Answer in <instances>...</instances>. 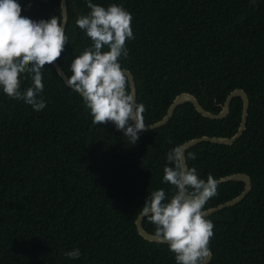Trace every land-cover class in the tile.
Wrapping results in <instances>:
<instances>
[{
  "label": "trees",
  "instance_id": "16d2710c",
  "mask_svg": "<svg viewBox=\"0 0 264 264\" xmlns=\"http://www.w3.org/2000/svg\"><path fill=\"white\" fill-rule=\"evenodd\" d=\"M18 2L22 16L62 20V0ZM92 3H115L132 14L135 38L126 41L128 57L120 63L135 78L146 124L161 121L182 93L214 114L233 91L248 94L242 138L232 146L201 143L187 151L196 155L187 162L202 179L240 173L252 179L243 202L207 217L214 224L210 264H264V0ZM89 11L87 0H68V45L58 59L67 75L72 59L91 44L75 23ZM43 83L40 111L0 90V264H176L167 244L139 234V210L155 190L173 194L163 182L166 153L203 136L233 137L243 100L235 98L220 120L182 105L166 126L140 133L131 145L113 124L92 123L80 94L53 65L45 66ZM30 84L24 80L22 90ZM244 189L240 181L218 185L205 210ZM143 226L154 234L147 217ZM76 248L78 259L64 255Z\"/></svg>",
  "mask_w": 264,
  "mask_h": 264
},
{
  "label": "clouds",
  "instance_id": "9594fccd",
  "mask_svg": "<svg viewBox=\"0 0 264 264\" xmlns=\"http://www.w3.org/2000/svg\"><path fill=\"white\" fill-rule=\"evenodd\" d=\"M87 7L90 11L75 23L91 44L72 59L66 85L80 94L93 124L111 123L135 145L147 130L146 108L136 103L128 70L120 63L121 57H128L126 41L135 38L132 14L115 3L104 7L87 0ZM21 13L18 0H0V90L40 111L46 106L43 70L61 57L68 37L60 16L37 21ZM29 78L30 86L22 90ZM186 152L182 143L166 153L163 182L172 186L173 194L168 196L163 188L153 191L139 214L154 226V239L167 244L176 264H208L214 224L207 219L205 205L218 194V182L211 174L200 178L187 162L196 155ZM64 255L78 259L81 252L76 248Z\"/></svg>",
  "mask_w": 264,
  "mask_h": 264
},
{
  "label": "water",
  "instance_id": "95a60500",
  "mask_svg": "<svg viewBox=\"0 0 264 264\" xmlns=\"http://www.w3.org/2000/svg\"><path fill=\"white\" fill-rule=\"evenodd\" d=\"M67 21H68V0H62V22H63V26L65 28V31H66ZM53 66L55 67V69L58 72V74L60 75V77L66 83L68 75L64 72V70L62 69V67L58 63V60L53 64ZM61 69H62V72H61ZM128 79L130 82V90L133 93L134 99L137 103V96H138L137 87H136V83H135V78L130 71H128ZM235 98H241L243 100V113H242V120H241L240 127H239L237 133L233 137L227 138V137L203 136L201 138L192 139V140L185 143L187 146V151H189L191 148H193V147H195L201 143H205V142L232 146L237 141H239L242 138V136L244 135V133L247 129L248 118H249V110H250L249 96L244 90H241V89H237V90L233 91L227 97V100L225 101V103L223 105L222 111L219 112L218 114H214V113H211V112L205 110L202 107V105L200 104L199 100L194 95H192L190 93H182L175 98L174 102L169 107V110H168L166 116L161 121H159L157 123L147 124L146 125V129H147L146 131H153V130L160 129V128L166 126L170 122V120L173 118L177 108L182 106V105H185L187 103L193 104L194 107L196 108V110L205 118H209L212 120L226 119L231 112V105H232V102ZM148 125L152 126L153 128L148 127ZM236 181H240V182H243L245 184V189L242 192V194H240L238 197H236V198H234V199H232V200H230L224 204H221L217 207L210 208V209L206 210V212L208 213L207 217L212 216V215H214L220 211H223L227 208L236 206L245 200V198L249 195V193L251 192V189H252V179L249 175L243 174V173L233 174V175L226 176V177H223V178H220L217 180L218 185L224 184V183H229V182H236ZM145 218L146 217H142L141 215H139V217L136 220V226H137V230H138L139 234L145 240H148L150 242L166 244V243H163V242H160V241H157L156 239H154V235L148 233L144 229L143 222H144ZM212 259H213V254H212L211 258L209 259L208 264H210L212 262Z\"/></svg>",
  "mask_w": 264,
  "mask_h": 264
}]
</instances>
